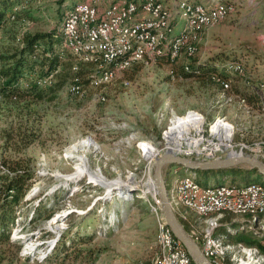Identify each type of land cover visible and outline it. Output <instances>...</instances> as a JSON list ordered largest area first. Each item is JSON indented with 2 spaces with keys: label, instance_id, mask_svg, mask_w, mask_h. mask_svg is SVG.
<instances>
[{
  "label": "rangeland",
  "instance_id": "1",
  "mask_svg": "<svg viewBox=\"0 0 264 264\" xmlns=\"http://www.w3.org/2000/svg\"><path fill=\"white\" fill-rule=\"evenodd\" d=\"M86 1L24 0L14 11L28 10L27 16L16 20L13 16L8 26L19 39L26 33L62 34L60 60L70 59L74 62L72 69L75 66L77 71L81 69L80 64L89 70L80 79V91H70L73 77L53 100L30 102L28 110L32 112L28 122V115L18 118L15 113L8 115L7 112L0 116V156L28 161L36 173L31 190L17 211L11 231L14 245H0V264H158L161 239L168 226L163 209L160 211L154 200L156 196L162 204L155 181L152 192L146 196L142 191L146 187L141 185L152 183L154 159L167 152L166 143L174 138L173 126L177 125V135L181 137L180 122H189L193 116L203 120L200 131L195 130V125H189V135L200 139L199 145L183 144L181 151L170 149L172 152L197 161L251 155L264 162V105L249 106L246 99L234 93L231 78L232 90L225 86L223 91L215 82L203 83L197 78L172 75L174 67L183 60L204 59L224 50H234V55L222 60H239L227 64L229 72L243 75L245 82L264 79V0L232 1L234 4L218 0L212 6L179 0L174 5L169 0H156L165 10L167 26L171 28L168 42L162 48L164 56H169L170 50L166 48L171 40L184 36L196 46L197 53L184 56L174 64L136 65L100 86L92 82L94 68L72 55L62 33L66 16ZM124 1L128 0H104L99 12L103 15L111 4ZM186 5H200L205 10L212 7L219 11V19L195 23L194 34L190 35L188 16L191 13L185 9ZM13 43L17 44L18 40L13 42L4 32L0 47ZM59 70L60 67L49 76L34 74L33 78L29 73L22 85L33 79L39 87H48L56 80ZM19 124L23 125L22 134L36 137L21 150L5 145L7 133L18 139ZM220 124L222 129L218 128ZM227 130L229 140L222 141ZM88 139L99 146L88 151L89 171L99 173L97 176L84 173L74 178L77 159L69 158L67 152ZM13 143L11 140L10 145ZM204 145H213L214 152ZM147 146L158 150L153 159L143 155V148ZM191 173L194 174L180 166H165L163 178L168 194L176 180ZM134 179L140 186L135 185L126 193L125 184H131ZM120 181L124 185L116 188ZM221 182L231 185L232 180L210 178L205 183L213 186ZM253 182L263 185L264 178L253 177L249 183ZM245 185L238 181L233 187ZM39 205V217H36L34 212ZM172 211L187 235L196 234L210 241L222 239L230 245L229 251L224 250L226 246L221 247L217 264H250L251 258L247 259L244 250L251 249L258 250L264 259L259 247L233 241L248 229L246 216L224 213L221 217H201L186 208L176 211L172 208ZM251 220L256 232H264V215ZM239 225L243 227L237 228ZM224 227L230 229L222 236L219 231ZM254 237L263 238L262 235ZM63 247L67 249L65 254L59 251Z\"/></svg>",
  "mask_w": 264,
  "mask_h": 264
},
{
  "label": "bare ground",
  "instance_id": "2",
  "mask_svg": "<svg viewBox=\"0 0 264 264\" xmlns=\"http://www.w3.org/2000/svg\"><path fill=\"white\" fill-rule=\"evenodd\" d=\"M103 2L104 0H87L83 2L84 4H78L66 16L62 26L65 45L74 57L78 58L83 64L91 65L94 68L95 72L92 77V82L98 86L109 83L117 75L136 65L148 66L153 62L157 63L159 58L164 56L162 48L167 44L168 33L171 32V28L167 26L166 12L156 0H142L140 2L138 0H128L117 3L120 4V8H114V5L111 4L104 11L103 15L98 17V14H100L99 6ZM186 7L185 9L191 13L188 19L194 20L195 23L206 24L219 19V11L214 10L212 7L209 8L210 10H205L200 5L195 7L186 5ZM144 26H148L150 31L148 32V28H144ZM172 29H174L173 26ZM106 34L113 35L107 36ZM186 38V36L178 39L176 38L171 40L170 44H168L169 46L166 48V51H168L169 48L170 51L167 55H169L168 57L170 59L172 54H174V58L171 59L172 61L178 59L181 55L193 56L197 53L196 46L189 41V37L185 40ZM109 45L119 47L114 51V46ZM127 49L129 50V57H131V59H128L122 64L127 55ZM110 54H112V58H110ZM120 64H122L121 70L120 68H115L116 65ZM98 71L100 74L97 76L96 74ZM172 75H174L173 72ZM80 89V79H75L70 87V91L74 93L80 91ZM230 89L232 90L231 86ZM202 121L203 120L196 116H193L189 122L179 121L180 129H182V136L180 137L177 135L179 128L177 125H174V138L167 141V149L176 152L182 150L181 146H184L183 144L199 145L198 141L200 139H194V137L189 135V125H195V130L200 131L203 125ZM185 128L186 130L184 131ZM218 128L222 129V125L220 124ZM219 132H221V130H219ZM228 134V130L226 133L223 132L224 139L222 138L221 140H229V137L227 138ZM178 137H180V140ZM92 147L99 149V146H97L92 139H88L69 148L67 156L71 159H77L75 167L76 172L72 177L75 178L84 173H88L90 176L98 175L99 172L92 173L89 171L87 154ZM155 154L157 156L158 150L148 146L143 148L144 156L153 159V155ZM159 157L160 156H158V158ZM156 161L157 160L154 159V162ZM122 185H124V183L120 181L118 185H116V188L122 187ZM125 185L128 187V190L125 191L126 193H129L135 185L137 187L140 186V184L136 182V179H134V182L131 184ZM141 186L146 187L142 189L144 196L152 192L154 187L153 183H151L150 186L148 183ZM187 186H192L203 192H239L242 190L254 189L257 192L264 193V185L262 184L253 183L245 187H233L228 185L203 187L197 182L196 175L191 173L190 175L182 177V179L176 180L174 187L169 191V200L174 211L186 208L201 217H211V215H218L221 217L224 213H229L251 216V218L257 220L260 216L264 215V205L256 206L255 210L245 207L218 205L206 212L205 210H201L199 206L190 204L189 198L185 197ZM154 200H156V203L160 206L161 211L162 204L160 200L156 196ZM155 210L157 211V209ZM165 230V234L161 239L162 254L158 264H173V261H166L165 257L168 252V247H172V244L176 246L177 252L184 257L185 264H195L188 252L184 249V246H182V243L174 238L175 236H173L170 229L166 227ZM209 246L215 262L222 254V246H226V248H224L226 251L231 249L230 245L225 244L222 239H216L215 241L209 240ZM244 253L247 259L251 258L250 264H263L264 259L259 254L258 250H244Z\"/></svg>",
  "mask_w": 264,
  "mask_h": 264
},
{
  "label": "trees",
  "instance_id": "3",
  "mask_svg": "<svg viewBox=\"0 0 264 264\" xmlns=\"http://www.w3.org/2000/svg\"><path fill=\"white\" fill-rule=\"evenodd\" d=\"M23 1L0 0V39L3 33L7 32L13 42L18 40L17 44L13 43L14 45L5 46L4 48L0 47V116L7 112L8 115L15 113L18 118H23L28 115L26 119V122H28L30 120V113L32 112L28 110L30 102L53 100L57 96L56 94L63 88L65 82L71 81L73 77L72 83L75 79H81L88 72L89 68L86 65L80 64L81 69L77 71L75 66L72 69L74 62L70 59L60 60L58 53L62 44V34L59 36L54 31L47 33H26L19 39L13 33L10 27H8L12 22V17L14 16L16 20L23 18L24 15L27 16L28 13V10L25 9L14 11L15 6L22 4ZM179 1L203 4L194 0ZM230 54L234 55V50H224L222 53L209 55L204 59L192 58L187 61L183 60L174 67V72H172L177 78L193 77L203 83L215 82L223 91L225 90V86H229V90L231 91L230 86L232 83L231 80L229 81V78H231L234 81V93L246 99L249 106L264 105V88H261L262 85L264 86V80L255 81L254 79L251 82L247 80L245 82L243 75H233L234 73L229 72L228 69L230 70V68L227 64L239 61L237 58L222 61L226 57H229ZM34 55H37V57L34 58ZM184 56L192 57L181 55L178 59L172 61L168 56H161L158 62L174 64ZM59 67L60 70L56 75V80L48 87H39L38 84L33 82V79L28 81L26 86L22 85V82L28 77L29 73L32 74V78L34 74L49 76ZM239 70L241 72L243 71L241 66H239ZM250 77L252 78V76ZM236 82H238V85ZM22 126V124L18 126V139H15L16 136L11 133L5 135L7 141L5 145H9V147L13 146L15 149L21 150L36 140L35 136L31 137V135L22 134ZM11 140H14L15 143L10 145ZM22 142H24V145H22ZM191 172L196 175L197 182L203 187L209 186L205 182L210 178L228 177L232 180L231 185L228 186H235L238 181L245 183V186H247L254 183H249L251 178H263V175L257 169L243 166L192 170ZM35 177V170L28 161L0 156V245H14L11 241V231L15 226L17 211L31 190ZM224 185L227 184L221 182L213 186ZM40 206L35 209L34 215L36 217H39ZM246 217L248 218L247 223L249 224L247 225L249 227L245 231L253 234L248 235L244 231L238 234L233 241L247 246L259 247L264 253V232H256L252 228L251 218L249 216ZM242 227L243 225H239L237 228L241 229ZM228 229L230 227L227 229L224 227L219 233L225 236V232L227 233ZM231 229L233 230V228ZM256 235H262L263 238L254 237ZM63 249L65 248L63 247L59 251L65 254L67 249Z\"/></svg>",
  "mask_w": 264,
  "mask_h": 264
},
{
  "label": "water",
  "instance_id": "4",
  "mask_svg": "<svg viewBox=\"0 0 264 264\" xmlns=\"http://www.w3.org/2000/svg\"><path fill=\"white\" fill-rule=\"evenodd\" d=\"M167 165L170 167L180 166L185 168L188 172L192 170H210L248 165L249 168L257 169L264 178V162L251 155H237L216 160L197 161L175 154L171 150L157 159L154 165L153 177L158 188V194L162 199V209L167 226L171 229L175 238L182 243L196 264H213L203 255L198 245H196L184 232L172 211L168 189L163 178V170Z\"/></svg>",
  "mask_w": 264,
  "mask_h": 264
},
{
  "label": "built area",
  "instance_id": "5",
  "mask_svg": "<svg viewBox=\"0 0 264 264\" xmlns=\"http://www.w3.org/2000/svg\"><path fill=\"white\" fill-rule=\"evenodd\" d=\"M84 4V3H83ZM114 8H120V4L113 3ZM218 8L220 6L218 5ZM102 16V14H98V17ZM98 20V18H97ZM194 20H190L189 22V34H194ZM144 28H148V32L150 31L148 26H144ZM70 32V31H69ZM107 36H112L113 34H106ZM188 38V37H187ZM187 38L185 40H187ZM114 46V45H109ZM127 48V45L125 43ZM119 46H114V51ZM110 58H112V54H110ZM174 58V54H172L171 59ZM129 57V50L127 49V55L123 60L122 64L126 62ZM116 65L115 68H120L121 65ZM100 72H97V76ZM232 87V85H231ZM209 146V148L214 152L213 145H204ZM154 174V172H153ZM152 183L154 184V177ZM186 198H189L190 204L194 206H199L201 210L209 211L212 207L218 205H226L229 207H245L252 210L256 209L258 205H264V193L257 192L254 189L250 190H242L239 192H227V191H218V192H203L197 188H193L192 186H187V192L185 194ZM188 237L200 248L203 255L213 264H217L212 257V252L209 246V240H206L196 234L188 235ZM166 261H173V264H185L184 257L177 252L176 246L172 244V247H168V252L166 254Z\"/></svg>",
  "mask_w": 264,
  "mask_h": 264
},
{
  "label": "crops",
  "instance_id": "6",
  "mask_svg": "<svg viewBox=\"0 0 264 264\" xmlns=\"http://www.w3.org/2000/svg\"><path fill=\"white\" fill-rule=\"evenodd\" d=\"M194 1H196V2H200V3H203L205 6H212L213 4H215L218 0H216V1H213V0H194ZM213 1V2H212ZM226 1H229V2H232V1H234L235 3L237 2V0H226ZM174 2H175V0H169V3H172V4H174ZM234 2H232L233 4H234ZM202 4V5H203ZM175 5V4H174ZM237 5V4H236ZM239 5V4H238ZM212 29V28H211ZM210 29V30H211ZM209 30V31H210ZM209 31L207 32V34L209 33ZM206 34V35H207ZM205 35V36H206ZM264 78V77H263ZM262 80H264V79H262ZM263 104H264V102H263Z\"/></svg>",
  "mask_w": 264,
  "mask_h": 264
}]
</instances>
